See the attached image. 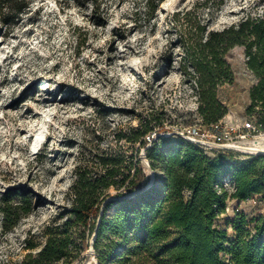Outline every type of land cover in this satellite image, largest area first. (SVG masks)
Here are the masks:
<instances>
[{"label":"rangeland","instance_id":"obj_1","mask_svg":"<svg viewBox=\"0 0 264 264\" xmlns=\"http://www.w3.org/2000/svg\"><path fill=\"white\" fill-rule=\"evenodd\" d=\"M18 7L21 13L0 17V264L35 258L49 228L70 237L72 264H97L95 221L67 223L77 167H93L104 153L136 155L138 145L118 137L142 123L160 135L202 126L181 71L188 21L221 31L247 16L264 18V0H18ZM226 60L242 90L228 114L241 125L251 117L249 92L258 79L243 47ZM23 199L30 214L6 230L3 208ZM240 206L248 219L264 216L258 195ZM235 214L221 216L218 225L226 228ZM132 263L157 264L134 257Z\"/></svg>","mask_w":264,"mask_h":264},{"label":"trees","instance_id":"obj_2","mask_svg":"<svg viewBox=\"0 0 264 264\" xmlns=\"http://www.w3.org/2000/svg\"><path fill=\"white\" fill-rule=\"evenodd\" d=\"M22 11L18 0H0V17ZM188 22L181 71L196 94L203 125L224 119L242 94L226 60L235 47L245 49L247 67L258 79L249 92L247 114L264 124V18L247 16L221 31ZM155 128L146 122L118 137L138 145L136 155L104 153L93 167L76 169L68 209L73 219L67 223L87 227L95 221L98 264L132 263L133 257L138 263L264 264V216L248 219L239 211L226 228L218 225L230 200L246 202L256 195L264 200V155L208 153L186 140L162 136L145 148L146 136ZM144 148L152 170L163 174L149 188L140 158ZM112 188L119 192L115 197ZM3 212L6 230H11L30 214V203L23 199ZM46 236L37 256L29 255L24 264H72L70 237L51 228Z\"/></svg>","mask_w":264,"mask_h":264},{"label":"built area","instance_id":"obj_3","mask_svg":"<svg viewBox=\"0 0 264 264\" xmlns=\"http://www.w3.org/2000/svg\"><path fill=\"white\" fill-rule=\"evenodd\" d=\"M160 136L186 140L208 153L235 152L244 156H258L262 154L254 150V148L264 140V124L255 116L250 117L248 121L241 125L235 124L234 121L226 120L225 117L210 126L188 127L166 135H160L154 130L146 136L148 147ZM225 187L233 191V185L230 182H227ZM230 203H228L227 213L241 211V204L232 208Z\"/></svg>","mask_w":264,"mask_h":264},{"label":"water","instance_id":"obj_4","mask_svg":"<svg viewBox=\"0 0 264 264\" xmlns=\"http://www.w3.org/2000/svg\"><path fill=\"white\" fill-rule=\"evenodd\" d=\"M262 155H264V154H262ZM141 160H142V164H143V165L146 167V169H147L148 171H150L151 174H152V175H151V180L149 181L148 185L145 187V188H149V187L153 184V182H154L155 172L152 170V168H151V166H150V163H149V161L147 160V158L145 157V155H142ZM133 194H135V193H133ZM95 239H96V236H95V238H94V241H95ZM94 241H93L92 245L94 244ZM91 256H92V253H90V254L88 255L87 260L90 259ZM97 264H98V262H97Z\"/></svg>","mask_w":264,"mask_h":264},{"label":"bare ground","instance_id":"obj_5","mask_svg":"<svg viewBox=\"0 0 264 264\" xmlns=\"http://www.w3.org/2000/svg\"><path fill=\"white\" fill-rule=\"evenodd\" d=\"M33 115H34V117H38L39 116V113H35ZM33 136H34V134L32 133L30 135V138H32ZM254 150H256L257 152H259L261 154H264V142H260L258 145H256L255 148H254Z\"/></svg>","mask_w":264,"mask_h":264},{"label":"crops","instance_id":"obj_6","mask_svg":"<svg viewBox=\"0 0 264 264\" xmlns=\"http://www.w3.org/2000/svg\"><path fill=\"white\" fill-rule=\"evenodd\" d=\"M234 117H235V115L228 114V115L226 116V120H232V119H234ZM235 202H237V205H239V204H241V203H245V202H238V201H236V200H233V201L231 202V204H233V203H235Z\"/></svg>","mask_w":264,"mask_h":264}]
</instances>
